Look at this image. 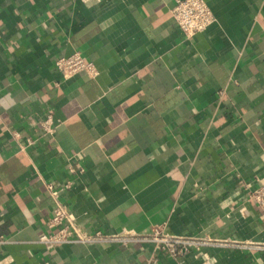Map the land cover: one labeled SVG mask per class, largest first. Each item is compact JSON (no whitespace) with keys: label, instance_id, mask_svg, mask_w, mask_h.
<instances>
[{"label":"crops","instance_id":"crops-1","mask_svg":"<svg viewBox=\"0 0 264 264\" xmlns=\"http://www.w3.org/2000/svg\"><path fill=\"white\" fill-rule=\"evenodd\" d=\"M206 2L186 38L175 0H0V264H264V0ZM74 52L95 76L61 78ZM48 183L83 231L208 245L47 249Z\"/></svg>","mask_w":264,"mask_h":264},{"label":"built area","instance_id":"built-area-1","mask_svg":"<svg viewBox=\"0 0 264 264\" xmlns=\"http://www.w3.org/2000/svg\"><path fill=\"white\" fill-rule=\"evenodd\" d=\"M171 17L186 38H190L197 32L206 30L215 20L206 0H175L171 8ZM54 67L60 73L63 80H67L78 74L93 77L97 73L94 64L87 61L79 52L55 58ZM39 126L45 133H52L54 127L51 116L47 115L45 119L39 122ZM27 143H31V140L27 139ZM70 170L75 171L73 168H70ZM78 171L81 172L82 169ZM69 186L70 183L66 181L64 187L67 188ZM46 191L56 201L52 214L47 221L49 230L42 231L38 235V241L47 249L57 244L72 241L90 242L111 240L127 242L133 239H143L156 242L162 249L167 250L171 255L175 256L187 253L192 248L208 245V239L184 235H169L159 229H155L153 234L149 236L126 235V233H105L100 230L83 231L75 224L74 218L64 204L57 199L58 192L53 188L52 184H46ZM249 196L257 202L264 216V181L260 182L249 193ZM254 246L264 249V246L259 244H254Z\"/></svg>","mask_w":264,"mask_h":264}]
</instances>
